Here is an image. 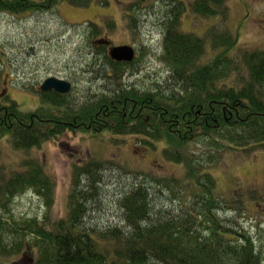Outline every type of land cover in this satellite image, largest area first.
Instances as JSON below:
<instances>
[{"label": "trees", "instance_id": "16d2710c", "mask_svg": "<svg viewBox=\"0 0 264 264\" xmlns=\"http://www.w3.org/2000/svg\"><path fill=\"white\" fill-rule=\"evenodd\" d=\"M61 1L83 8L94 0H0V6L21 13L48 10ZM187 2L169 3L164 10L162 58L179 85L171 94L120 86L73 108L67 95L40 92L41 105L30 112L20 110L16 102H0V140L7 137L20 150L78 131L133 135L152 147L154 140H164L166 155L189 169L187 176L201 188L200 195L185 207L157 212L151 199L154 190L146 182L136 183L121 196L119 223L93 227L83 223L89 212L86 201L98 189L95 172L101 164L93 162L77 168L64 218L50 223L47 216L41 222L5 217L10 202L26 191L42 198L47 208L53 204L55 181L40 163L27 160L22 163L23 171L0 176L3 256L34 254V264H264L254 239L219 216L222 207L213 196L215 179L207 172L190 169L189 158L181 150L184 144L197 140L233 150L264 148V51L245 52L234 59L229 51L237 41L216 35L211 43L214 48L223 47L222 51L208 64H199L206 41L180 31V17L188 8L204 16L223 15L227 0H193L188 8ZM140 5L137 0L131 7L139 10ZM94 45L103 56L104 68L113 69V80L119 81L125 69L135 63L114 61L103 45ZM240 65L248 78L243 76L231 86L223 83L231 73L239 72ZM84 172L91 176L88 186L79 180Z\"/></svg>", "mask_w": 264, "mask_h": 264}, {"label": "rangeland", "instance_id": "374dc122", "mask_svg": "<svg viewBox=\"0 0 264 264\" xmlns=\"http://www.w3.org/2000/svg\"><path fill=\"white\" fill-rule=\"evenodd\" d=\"M133 1L137 0H94L83 8L61 1L48 10L21 13L0 6V102L8 105L13 101L22 111H35L41 105L38 88L52 76L72 83L66 99L73 108L120 86L166 94L179 88L162 58L164 10L169 3L193 0H165L166 5L164 0H140L139 10L131 7ZM224 6V14L217 17L195 14L190 8L180 17V31L206 41L199 64H208L222 51L223 47L214 48L211 43L216 35L237 41L229 51L234 59L245 52L264 51V0H227ZM101 40L135 49V63L125 69L119 81L113 80V69L104 68L103 56L93 47ZM243 76L247 79L248 73L241 67L222 82L235 85ZM153 142L152 147L133 135L78 131L66 132L37 148L20 150L9 138L1 139L0 176L23 171V162L35 160L55 181L50 208L34 192L26 191L10 202L5 217L37 218L41 222L47 216L50 223L64 218L77 168L93 162L101 165L95 172L98 189L86 201L89 212L83 223L87 225L118 224L122 194L140 182L154 190L151 199L157 212L192 204L201 188L187 176L189 169L184 164L168 158L166 141ZM184 145L181 150L189 158L190 169L207 172L216 181L213 196L222 207L219 216L231 226L237 224L239 232L254 239L264 255V148L233 150L202 140ZM85 174L80 173L79 180L88 186L91 176ZM33 255L20 252L10 257L0 253V264H34Z\"/></svg>", "mask_w": 264, "mask_h": 264}, {"label": "water", "instance_id": "95a60500", "mask_svg": "<svg viewBox=\"0 0 264 264\" xmlns=\"http://www.w3.org/2000/svg\"><path fill=\"white\" fill-rule=\"evenodd\" d=\"M98 43L107 44V41L101 40ZM109 56L112 60L117 62L131 63L135 58V50L132 46L120 45L113 46L109 50ZM72 89V83L58 77H48L42 82L40 89L41 91H54L59 94H67Z\"/></svg>", "mask_w": 264, "mask_h": 264}]
</instances>
